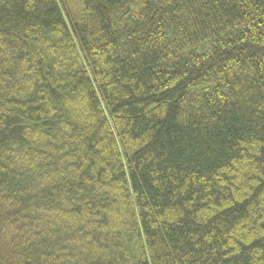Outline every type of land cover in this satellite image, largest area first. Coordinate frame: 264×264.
Returning <instances> with one entry per match:
<instances>
[{"label":"trees","instance_id":"1","mask_svg":"<svg viewBox=\"0 0 264 264\" xmlns=\"http://www.w3.org/2000/svg\"><path fill=\"white\" fill-rule=\"evenodd\" d=\"M0 264H264V0H0Z\"/></svg>","mask_w":264,"mask_h":264}]
</instances>
